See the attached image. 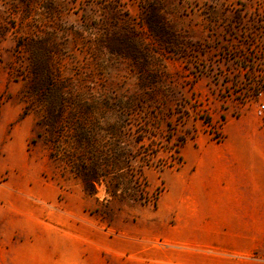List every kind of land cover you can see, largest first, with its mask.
Instances as JSON below:
<instances>
[{
  "label": "rangeland",
  "instance_id": "rangeland-1",
  "mask_svg": "<svg viewBox=\"0 0 264 264\" xmlns=\"http://www.w3.org/2000/svg\"><path fill=\"white\" fill-rule=\"evenodd\" d=\"M263 82L264 0H0V264H264Z\"/></svg>",
  "mask_w": 264,
  "mask_h": 264
},
{
  "label": "trees",
  "instance_id": "trees-1",
  "mask_svg": "<svg viewBox=\"0 0 264 264\" xmlns=\"http://www.w3.org/2000/svg\"><path fill=\"white\" fill-rule=\"evenodd\" d=\"M102 160V159H101ZM100 162V155L96 156L95 159H93L92 161V166L90 168V170L86 169L85 171H83L85 173V184H86V188L90 190V193H93L95 191V184H94V180L98 179L100 177V175H98L97 171L99 170V164ZM180 162V165L181 166V163H183L182 159L179 160ZM116 189H114L112 191V194H116Z\"/></svg>",
  "mask_w": 264,
  "mask_h": 264
},
{
  "label": "built area",
  "instance_id": "built-area-1",
  "mask_svg": "<svg viewBox=\"0 0 264 264\" xmlns=\"http://www.w3.org/2000/svg\"><path fill=\"white\" fill-rule=\"evenodd\" d=\"M264 93V82L260 85L256 95H263ZM255 114L259 117H262L264 115V103H260L257 108L255 109Z\"/></svg>",
  "mask_w": 264,
  "mask_h": 264
}]
</instances>
